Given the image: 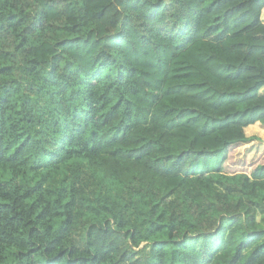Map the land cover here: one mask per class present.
Instances as JSON below:
<instances>
[{
  "label": "trees",
  "instance_id": "16d2710c",
  "mask_svg": "<svg viewBox=\"0 0 264 264\" xmlns=\"http://www.w3.org/2000/svg\"><path fill=\"white\" fill-rule=\"evenodd\" d=\"M255 127L264 0H0V264H264Z\"/></svg>",
  "mask_w": 264,
  "mask_h": 264
},
{
  "label": "rangeland",
  "instance_id": "374dc122",
  "mask_svg": "<svg viewBox=\"0 0 264 264\" xmlns=\"http://www.w3.org/2000/svg\"><path fill=\"white\" fill-rule=\"evenodd\" d=\"M205 4H206V2H205ZM255 128L256 129H252L251 132H249V133L256 135V136H259L261 139L264 140V127H255Z\"/></svg>",
  "mask_w": 264,
  "mask_h": 264
}]
</instances>
